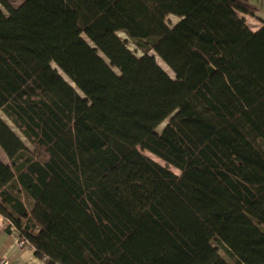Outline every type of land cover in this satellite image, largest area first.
I'll return each instance as SVG.
<instances>
[{
  "label": "trees",
  "instance_id": "trees-1",
  "mask_svg": "<svg viewBox=\"0 0 264 264\" xmlns=\"http://www.w3.org/2000/svg\"><path fill=\"white\" fill-rule=\"evenodd\" d=\"M256 12L0 0V111L15 126L0 113V213L42 264H264V23L242 15Z\"/></svg>",
  "mask_w": 264,
  "mask_h": 264
},
{
  "label": "rangeland",
  "instance_id": "rangeland-1",
  "mask_svg": "<svg viewBox=\"0 0 264 264\" xmlns=\"http://www.w3.org/2000/svg\"><path fill=\"white\" fill-rule=\"evenodd\" d=\"M8 1L11 3V5H13L14 7H17L20 4H22L25 0H8ZM168 19H169V24H173L175 21L178 20V16L174 14H170L168 16ZM118 35L127 43L130 49L133 50L136 54L142 53V50L138 46V42L135 39L128 36L124 31H119ZM171 46L180 54H184L189 49L186 43L182 41H178V40L172 43ZM150 53L154 54L157 62L172 76V78H175L174 73L167 66V64L159 56H157L153 51H150ZM64 55L70 61H72L78 68L83 70L82 64L75 57H73L69 52L64 51ZM61 74L65 76L63 72H61ZM174 80L178 84H180V82L177 81L176 78ZM0 113L9 125H11L12 127H15L13 122L3 113V111H0ZM146 153L150 155L151 157H153L158 162H160L161 164H165V165L167 164L165 161L161 160L158 157H155L153 154L149 152H146ZM0 158L4 163L8 164V158L1 148H0ZM169 168L173 170L174 172L179 173V170L177 168L171 165H169ZM14 231L16 232L14 228L12 232L0 230V264H37L38 262L36 263L32 261V258H29L30 256L28 257L25 256L23 259L19 258L20 253L26 250V248L20 247L17 244H14L16 240V234ZM28 251L30 252V249H28Z\"/></svg>",
  "mask_w": 264,
  "mask_h": 264
},
{
  "label": "crops",
  "instance_id": "crops-1",
  "mask_svg": "<svg viewBox=\"0 0 264 264\" xmlns=\"http://www.w3.org/2000/svg\"><path fill=\"white\" fill-rule=\"evenodd\" d=\"M249 2L257 7L256 15H248L245 13H242V15L245 17L248 26L252 30H256L262 25V23H264V0H249ZM3 221L4 216L0 213V230L2 231L4 230ZM25 256H30L29 258H32V261L42 264L41 260L34 255L33 249H30V252L28 249L22 251L19 255V258L23 259Z\"/></svg>",
  "mask_w": 264,
  "mask_h": 264
},
{
  "label": "built area",
  "instance_id": "built-area-1",
  "mask_svg": "<svg viewBox=\"0 0 264 264\" xmlns=\"http://www.w3.org/2000/svg\"><path fill=\"white\" fill-rule=\"evenodd\" d=\"M7 225H10V226H11L12 231H13V228L16 230V228H15L13 222H12L11 220H9V219H5V218H4V221H3V228H4L5 226H7ZM14 232H15V231H14ZM15 234H16V240H15L14 244H17L18 246H20V247H24V248H26V249H32V247H31V246H30L25 240L20 239V238L18 237V235H17V230H16Z\"/></svg>",
  "mask_w": 264,
  "mask_h": 264
}]
</instances>
